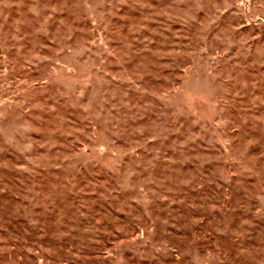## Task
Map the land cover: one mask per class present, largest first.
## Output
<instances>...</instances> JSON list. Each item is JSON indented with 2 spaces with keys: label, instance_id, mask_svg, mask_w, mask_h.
Segmentation results:
<instances>
[{
  "label": "rangeland",
  "instance_id": "374dc122",
  "mask_svg": "<svg viewBox=\"0 0 264 264\" xmlns=\"http://www.w3.org/2000/svg\"><path fill=\"white\" fill-rule=\"evenodd\" d=\"M0 264H264V0H0Z\"/></svg>",
  "mask_w": 264,
  "mask_h": 264
}]
</instances>
